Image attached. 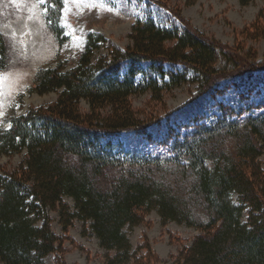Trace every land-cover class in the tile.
Returning <instances> with one entry per match:
<instances>
[{
    "label": "trees",
    "instance_id": "trees-1",
    "mask_svg": "<svg viewBox=\"0 0 264 264\" xmlns=\"http://www.w3.org/2000/svg\"><path fill=\"white\" fill-rule=\"evenodd\" d=\"M238 1L246 6L254 0ZM50 19L61 39L55 17ZM129 38L122 50L101 34L87 33L73 69L56 63L36 75L30 91L61 89L57 100L24 115L8 113L0 125V153L25 152L17 169L0 172V262L46 264V256L60 250L50 216L57 211L64 230L78 220L86 235L98 239L107 252L104 264H157L151 245L134 248L126 231L151 212L165 224L198 231L175 264H264V116L230 121L226 114L235 111L229 107L215 123L198 124L173 142L164 160L112 143L121 132L146 129L133 95L150 92L162 100L163 92L188 82L199 93L211 92L246 73L244 65L218 41L187 26L137 20ZM105 44L108 52L95 58ZM5 60L0 36V71ZM140 63H149L150 73Z\"/></svg>",
    "mask_w": 264,
    "mask_h": 264
},
{
    "label": "rangeland",
    "instance_id": "rangeland-1",
    "mask_svg": "<svg viewBox=\"0 0 264 264\" xmlns=\"http://www.w3.org/2000/svg\"><path fill=\"white\" fill-rule=\"evenodd\" d=\"M69 7L71 10L66 12L49 8L45 15L37 0L16 4L0 0V36L6 44L5 69L0 71V125L8 113L24 115L57 100L61 89L46 94L30 91L36 75L41 68L56 63L73 69L87 33L101 34L113 46L125 50L131 44L129 35L134 23L146 19L168 28L176 26L182 30L187 26L215 39L247 72L221 81L217 89L207 93H199L198 85L188 82L163 92L162 100H156L150 92L133 95L130 101L140 126L145 125L146 129L142 133L131 130L114 135V145L132 154L164 160L171 157L173 142L187 137L198 124L215 123L229 107L235 111L226 114L230 121L245 123L252 117L264 116V0H254L246 6L238 0H96V6ZM51 9L58 13L50 12ZM52 17L62 30L61 39L51 27L55 21L47 23ZM61 17L76 30L75 35L83 36L81 49L71 46L69 37L63 34L66 29L61 27ZM107 52V44L102 45L95 58ZM218 64L224 63L220 59ZM139 65L143 73L152 70L149 63ZM169 68L165 64V70ZM126 70L124 67L121 77ZM143 73L137 75V81L143 79ZM81 107L88 109L86 101H81ZM24 154L0 153V172H13ZM260 160L264 165V155ZM65 201L73 205L70 198ZM50 216L52 228L60 238V250L46 256V264H104L107 252L95 236L85 234L81 221L75 220L64 230L58 212L50 211ZM126 231L134 248L151 245L157 264H175L179 251L198 234L186 225L163 223L156 212Z\"/></svg>",
    "mask_w": 264,
    "mask_h": 264
},
{
    "label": "snow or ice",
    "instance_id": "snow-or-ice-1",
    "mask_svg": "<svg viewBox=\"0 0 264 264\" xmlns=\"http://www.w3.org/2000/svg\"><path fill=\"white\" fill-rule=\"evenodd\" d=\"M28 0H12V3H26ZM37 2L43 6V11L45 12V15L48 14L49 8H56V4H50L49 0H37ZM59 2L63 5L62 8L59 9L61 12L70 11V4H90L91 6H96V0H59ZM62 24L61 27L63 29H66L63 34L70 39L71 46H74L78 49H81L83 47V36L82 35H75V29L72 28V26L67 22V19L64 17H61ZM48 24H51L52 21L49 19L47 21ZM82 31V30H81Z\"/></svg>",
    "mask_w": 264,
    "mask_h": 264
}]
</instances>
